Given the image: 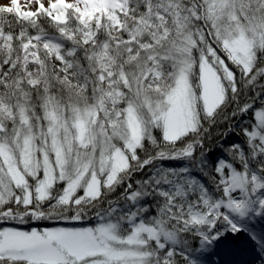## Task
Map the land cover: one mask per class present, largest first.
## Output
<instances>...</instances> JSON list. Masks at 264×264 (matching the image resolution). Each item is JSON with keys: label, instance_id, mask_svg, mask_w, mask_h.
<instances>
[{"label": "snow or ice", "instance_id": "obj_1", "mask_svg": "<svg viewBox=\"0 0 264 264\" xmlns=\"http://www.w3.org/2000/svg\"><path fill=\"white\" fill-rule=\"evenodd\" d=\"M241 235L264 264V0L0 2V264Z\"/></svg>", "mask_w": 264, "mask_h": 264}, {"label": "rangeland", "instance_id": "obj_2", "mask_svg": "<svg viewBox=\"0 0 264 264\" xmlns=\"http://www.w3.org/2000/svg\"><path fill=\"white\" fill-rule=\"evenodd\" d=\"M0 2L6 3L8 0H0ZM20 2L21 4H24L25 0H20ZM48 222L50 221H47V223ZM48 224V226L51 227L65 226V222L62 221L57 224ZM259 229L260 225L257 224V230ZM234 246L229 244L227 247L221 248L218 251L214 250L211 254L214 255V259H212L211 255L207 256L206 264H260L250 243H248V245L244 244L243 246Z\"/></svg>", "mask_w": 264, "mask_h": 264}, {"label": "trees", "instance_id": "obj_3", "mask_svg": "<svg viewBox=\"0 0 264 264\" xmlns=\"http://www.w3.org/2000/svg\"><path fill=\"white\" fill-rule=\"evenodd\" d=\"M39 223H40V227H44V226H48L49 225L48 223L57 224V223H60V222L50 221V222L47 223V221H45V222H39ZM245 242H247L246 238L243 235H241V236L238 237L237 241H233L231 243H234L233 245L243 246ZM211 257H212V259H214V255H211Z\"/></svg>", "mask_w": 264, "mask_h": 264}]
</instances>
